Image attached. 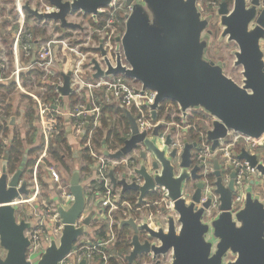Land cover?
Masks as SVG:
<instances>
[{"label": "water", "instance_id": "water-1", "mask_svg": "<svg viewBox=\"0 0 264 264\" xmlns=\"http://www.w3.org/2000/svg\"><path fill=\"white\" fill-rule=\"evenodd\" d=\"M54 9L51 13H39L29 5L24 10L39 20L59 22L62 29H77L69 22L75 13L97 18L102 10L110 8L115 0H47ZM132 8L128 16L125 33L116 39V65L101 48L106 71L94 60L96 79L103 76L123 75L139 82L143 91L156 92L151 109L152 121L157 125L149 135L140 133L139 125L131 111L124 109L130 136H123V144L114 154H104L113 160H121L134 152L137 164L122 167L118 179L110 171L111 182L121 190V199L129 191L139 194L138 204L145 203L150 195L166 196L172 209L163 207L164 224L158 221V231L134 221H123L120 228L132 230L131 252L126 257L135 264L138 256L152 252L153 260L171 255L169 264H264V200L254 191L255 182L245 189V200L238 211L231 209L236 193L235 171L229 167V182L219 159L214 162L215 193L220 197L219 212L207 220L206 210L212 203L210 198L202 203L204 180L203 165L195 159L198 143L183 139L182 151L172 148L174 138L170 132L163 143L159 142L166 129V119L159 121V110L169 101L179 106L183 118L189 111L204 113L216 119L213 128L207 131V141L212 150L230 132L255 139L263 138L264 145V10L259 14L260 0H252L246 10L247 1H235V9L229 16L221 11L222 38L238 46L235 51V66L243 67L242 85L225 74L224 63L209 58L211 46L209 23L211 17L203 15L200 0H121ZM259 14V15H258ZM245 17V18H244ZM123 58L129 67L123 65ZM71 73L64 76L60 90L63 97L71 93ZM15 120L12 117L11 122ZM89 118L86 127L89 126ZM173 131V129L171 130ZM85 133V132H84ZM10 149L0 169V246L5 257L0 255V264H31L27 260L30 242L25 232L32 224L18 222L14 203L30 195V182L23 179L27 169L26 151L14 174L8 170ZM240 160L247 161L264 179V162L255 155L242 153ZM70 191L75 202L65 210L57 206L64 229L57 243L54 238L37 264H59L88 234L93 214L86 217L81 227L76 222L86 206L85 186L81 183V172L76 169L70 181ZM159 244L141 242V232ZM230 257L234 258L233 260ZM81 264H87L86 257ZM160 264V261H157Z\"/></svg>", "mask_w": 264, "mask_h": 264}, {"label": "built area", "instance_id": "built-area-1", "mask_svg": "<svg viewBox=\"0 0 264 264\" xmlns=\"http://www.w3.org/2000/svg\"><path fill=\"white\" fill-rule=\"evenodd\" d=\"M120 2L124 6L122 10H125L121 17L109 11H114L115 1L110 8L102 10L96 19L91 16L95 24L98 25L99 18L109 12L104 25L95 30L94 33L98 38L93 42V34L80 39L79 36L84 33L83 31L79 35L71 31L64 33V35L60 33L61 30L53 31L50 34L51 36L36 38L31 31L25 30L27 12L24 7L29 4L25 5L24 1L17 0L14 11L17 12L19 17L17 24L20 27L17 31L12 32L7 47L1 45L0 85L12 84L14 90L29 96L30 99H34L33 110L37 113L39 129L45 140V149L48 150L49 142L64 130L66 136L69 133L79 144L81 143V148L87 156V171L83 175L82 170H80L81 183L85 186L86 206L82 216L76 222V227H81L86 217L93 214L90 227L95 224V229L98 230L101 226H104L105 237L92 242L82 241L83 237H81L76 244L77 247L59 264H81L84 257H86L87 264H112V261H116L118 264H129L126 257L131 252L132 247L130 246L131 248L127 254H120L117 250L122 243L123 230L128 228H120L121 223L123 221H134L137 225H144V219L146 218L148 227L151 230L158 231V221L163 224L165 221L162 213L163 207H166L169 211L172 209V204L170 205L167 202L166 196L155 202L146 201L142 204H138V202L132 204L125 199H121V190L112 184L110 171L113 170L115 176L119 179L122 175L123 166L137 164L138 154L134 152L124 159L113 160L108 158L104 151L108 150L109 153L114 154L119 148L112 149L106 145V139L101 147L95 143L96 135L103 129V122L107 117L106 112L109 106L119 105L123 112L124 109L131 111L133 117L137 120L140 133L146 132L150 135L157 125L152 121L151 109L148 107L154 104L155 91L149 89L143 91L141 84H134L123 75L103 76L98 79H92L93 76H91L92 73L96 74L94 60L100 63L104 71L107 69L101 48L107 52V57L112 64L116 65L118 45L116 39L124 35L126 21L132 11L131 6L128 7L121 0ZM29 6L39 13L54 11L50 6L46 9ZM71 23L79 26L77 29H83V26L78 22ZM58 27L61 29V24ZM88 48H91L90 51H85ZM83 52H86V54ZM73 57L77 58L76 62ZM87 57H90L89 65L88 69H85ZM123 65L129 67L124 58ZM86 70H89L90 80L85 77V74H88ZM68 73L72 74L71 93L69 97H63L60 90L64 85V76ZM24 81L30 88L32 86L37 88L39 94L26 91ZM51 88L54 96H51ZM49 96L51 100H48ZM7 107V103L0 104V129L9 127L10 124V118L7 120L8 117L6 116ZM192 113L194 116L191 115V117L193 116L191 120L194 123L188 124L190 114L188 113V116L183 118L180 111L182 124L173 127V131H171V127L174 125L167 122L166 129L159 138V142L163 143L166 136L172 132L174 138L172 148L182 151L184 147L182 141L187 139L185 133L189 130L194 132L195 141L189 142L198 143L200 149L196 150L194 155L195 159L202 163L203 172L206 175L202 203H206L212 198L211 206L206 210L205 217L209 220L219 212L220 207V197L215 193V181L208 178L210 172L213 171L214 163L212 160L219 159L222 169L229 166L233 167L236 173L234 179L236 193L232 198L231 209L238 211L244 203L246 187L255 182V190L257 183L262 178L255 168H252L247 161L240 160L239 156L242 153H247L255 155L258 161L264 162L263 138L255 140L230 132L227 138H232L231 141H227V138L221 140L220 146L213 151L212 144L207 141V131L213 128L216 119L204 113ZM198 114L200 116L196 117ZM88 118L90 119L89 126L86 127ZM198 122H202L207 129L204 131L199 130ZM127 136H130V131ZM44 157H46V152L43 155ZM41 162V160H38L35 166L31 168L33 172L30 177L32 184H34L33 191L28 197L23 196L21 201L13 204L16 207L18 222L25 220L32 224L31 229L25 232V236L30 242L27 260L31 264L38 263L47 247L50 246L52 238L58 243L62 236L64 224L58 214L57 206L61 205L63 209L68 210L75 202V198L70 191V182L66 185L62 176L53 168L50 169V182L52 180L56 186L52 188L57 190V204H49L44 198H41L38 185V171ZM225 178V185H227L230 180L229 175H226ZM17 207H21L20 212H17ZM22 207L26 208L25 212L22 211ZM132 235L133 233L128 235L130 241ZM147 236L148 234L145 231L141 232L142 243L148 240L151 245L159 244L156 240L149 239ZM109 247H112V251ZM152 256V252L138 256L135 264H157V261H160V264H169L171 261L170 254L167 257L161 256L156 261L153 260Z\"/></svg>", "mask_w": 264, "mask_h": 264}, {"label": "rangeland", "instance_id": "rangeland-1", "mask_svg": "<svg viewBox=\"0 0 264 264\" xmlns=\"http://www.w3.org/2000/svg\"><path fill=\"white\" fill-rule=\"evenodd\" d=\"M10 1H12V0L0 1L1 2L0 3V20H1L0 24H2L1 25L2 30L6 29L8 27L15 28L16 26H14V25L17 24L16 21H17L18 16H17V13L14 11V3H16V1H13V2H10ZM202 1H200V2H202ZM24 2H25V5L30 4V5L34 6L35 8H38V9H40V8L46 9V7H49V3L47 0H31V1H24ZM203 4H205V3H203ZM123 8H124V6L121 4L120 0H115L114 11H112V10H109V11H110V13L117 14L119 17H121L123 15V13H125L124 12L125 10L124 11L122 10ZM106 14L108 15L109 12H106ZM26 16H27V13H26ZM68 20H70L69 22H78L79 24H81L83 26V29L82 30H79V29L61 30V32H60L61 34L64 35V33L71 31V32H75L79 35V33L81 31H83L84 33L79 36L80 39L86 38V37L90 36L91 34H93V36H92L93 42H94V40H96L98 38L96 36V34L94 33L98 27H95V25L92 23V20H90V18H87V16H85L81 13H76L74 15H71L68 18ZM35 21L36 20L33 18L28 19L27 23H28L29 27L36 26L37 22H35ZM215 21H216V23H218L217 19ZM217 31L220 33V30L218 28H217ZM220 41L222 42V39H220L219 41H217L216 39H211V45L214 48L210 52V55L216 59L222 58L221 60H222V62H224V65H225V67H224L225 74L228 77L232 78L237 84L242 85V82L244 79L243 75H242L243 67H235L234 66V61H236V57H235L234 53H235V51H238L237 44H235L234 42L230 43L229 45H226L225 42L220 44L219 43ZM90 49L91 48H88L85 51H90ZM83 53L86 54V52H83ZM87 58H88V60L85 64V69H88V65H89L90 57H87ZM73 59H75V62H76L77 58L73 57ZM86 72L89 73V70H86ZM129 80H131V79H129ZM131 81L134 84L140 85L139 82H135L134 80H131ZM24 82H25V86H26L25 87L26 91H28L29 93H33V94H39V90L37 88H35L34 86H32L30 88L29 85L26 84V81H24ZM5 103H7V105H11L13 107V109H15L14 110L15 112L20 113V119L18 117L17 118L15 117L17 119V124L15 127L13 126L10 128V130H7L8 134L6 137L3 136L2 133H0V143H3V145H5V143L7 145H10L9 143H11L13 140H15L14 137H19L20 140H23V146H24L25 151L23 152L22 159H23L24 155L26 154V151L29 150V154L27 155V169L33 168L35 166V164L38 162V160L42 161L40 166H39V171H38V185L40 188L41 198L48 200L47 196L51 193L50 187L55 186L54 183L52 182V180H51V182L49 181V179L51 178L50 169H52V168L55 169L56 172L59 174L61 172L63 176L61 174L60 175L62 176L64 183L71 180V176H72V174H71L72 170L71 169L75 166L70 163L71 160H73L71 158V154L69 153L70 151L67 152L65 150V147L59 143V141L56 137H54L49 142L48 150L45 149V145H44L45 140H44V137L42 135V132L39 129L37 117L35 119L36 121L33 120L31 122H30V120H31L30 117H27V116H29L30 112L33 110L34 99H32V98L30 99L29 96H27L25 94H20V92L14 90V91H12V93L8 94L7 101ZM178 108H179V106H178ZM179 110H180V108H179ZM191 113L192 112H189L190 115H191ZM8 119H9V117L7 118V120ZM1 120H4V119H1ZM9 123L11 124L10 119H9ZM227 137H229V136H227ZM227 139H228L227 141H231L232 138H227ZM31 151H33V152H31ZM50 151H57V152L61 153V155H67V161H66L67 167H65L64 162H60L61 163L60 164L59 162L55 161L52 158ZM45 152H46V157L43 158V155ZM5 157H6V154L0 155V169H1V165H2V162L4 161ZM219 158H220V156H219ZM31 162H34L33 167H29ZM68 167H69V169H68ZM24 178L26 181H29L31 183V185L29 186V191L31 194V192L33 191V185H34L31 182V177H30V175H25ZM48 181H49V183H47ZM257 186H256L254 191L256 193L260 194L261 198L264 200V179L263 178L260 179V181L257 183ZM20 209H21V207H17V212H20ZM22 211L25 212L26 208L22 207ZM130 232L132 233L131 229H130ZM0 254L3 258L6 255L5 250H3L1 248V246H0ZM230 259L233 260L234 258L230 257Z\"/></svg>", "mask_w": 264, "mask_h": 264}, {"label": "trees", "instance_id": "trees-1", "mask_svg": "<svg viewBox=\"0 0 264 264\" xmlns=\"http://www.w3.org/2000/svg\"><path fill=\"white\" fill-rule=\"evenodd\" d=\"M87 18H90V20H92V23L97 26V27H102L104 25V22L106 20V17L107 15H104V16H101L99 18V22H98V25L95 24L94 20L89 16V15H86ZM33 16L31 14H28L27 13V18L30 19L32 18ZM12 91H14V85L12 84H5V85H0V104L1 103H5L7 101V96L8 94L12 93ZM51 91V96H54V92L52 91V88L50 89ZM48 100H51V97L49 96V99ZM173 106L175 109L174 111H176L178 114H180V111H179V108L177 106V104L175 103H172V102H165L163 105H162V108L159 112L160 115H163V117H165L166 121L169 122V123H172V119H171V112H169L167 115H165L166 113V108L168 106ZM12 111V107H7L6 108V116L9 117L10 115H12L11 113ZM112 113L113 114H116V116H119L117 121H116V126L113 128V129H110L108 130V125L106 124V121L103 122V129L100 130L98 132V134L96 135L95 137V143L97 146L101 147L102 143L106 142V145L110 146L112 149H117L119 147L122 146L123 144V141H122V137L123 136H126L130 129H129V122L127 121V118L124 114V112L121 110V108H112L111 109ZM36 112H34L33 110L30 112L29 116L27 117H30V122L31 121H36ZM159 115V116H160ZM165 115V116H164ZM200 114L196 115V117H199ZM62 121V120H61ZM175 122H177L178 124H181V119L179 116H177L175 118ZM122 124L125 126V130H121V127H122ZM198 127H199V130H206L207 127L202 123V122H198L197 123ZM7 128H1L0 129V133H2L3 136H7L8 134V131H7ZM36 130V129H35ZM104 130H108V133L107 135H105V131ZM15 140H13V143L11 145V147L9 148L10 149V166L8 168L9 172L11 174H14L18 167H19V164L20 162L22 161V156H23V152L25 151L24 149V146H23V140H20L19 137H14ZM59 141L60 144H62L66 149L68 148L66 146V133L64 132V130L61 131L60 135H58L56 137ZM62 147V146H61ZM5 145H3V143H0V155L2 154H5ZM34 151V150H33ZM31 151V152H33ZM51 155H52V158L57 161V162H63V155H61V153L57 152V151H50ZM61 164V163H60ZM34 166V162H31L29 167H33ZM71 181V180H70ZM49 183V181L47 182ZM66 185L69 184V181L65 183ZM138 198H139V194L134 192V191H129L126 193L125 195V200H127L128 202L132 203V204H135L136 202H138ZM152 199L153 201H157L159 199V195L158 194H154V195H150L149 196V199ZM94 228H96V226L94 225L93 226ZM127 229H124L123 230V238H122V243L121 245H119V247L117 248L118 252L120 254H127L130 250V239L128 237V234H127ZM104 231H105V227L104 226H101L98 230H97V238H103L105 237L104 235ZM112 264H118L116 263V261H112Z\"/></svg>", "mask_w": 264, "mask_h": 264}, {"label": "crops", "instance_id": "crops-1", "mask_svg": "<svg viewBox=\"0 0 264 264\" xmlns=\"http://www.w3.org/2000/svg\"><path fill=\"white\" fill-rule=\"evenodd\" d=\"M0 1H2V0H0ZM3 1H6V0H3ZM13 1H17V0H12V1H10V2H13ZM21 1H31V0H21ZM1 3V2H0ZM10 4V3H9ZM14 5H15V3H14ZM30 5V4H29ZM32 7H34V6H32ZM52 11V10H51ZM17 13V12H16ZM18 16V15H17ZM33 19H35L36 21L35 22H37V25L36 26H34V27H29V25H28V23H27V20H28V18H27V16L25 17V24H26V27H25V30H29V31H31L34 35H35V37L36 38H38V37H42V38H45V37H48V36H51L50 34H52V32L53 31H60V30H66V29H60V27H58L59 25H60V23L59 22H55V21H52V20H39V19H37L36 17H32ZM32 18H30V19H32ZM18 19H19V17L17 18V21H18ZM16 21V22H17ZM70 21V20H69ZM1 25L2 24H0V50H1V45L2 46H4V47H7L6 45H8L9 43H10V39H11V36H12V32L13 31H17L18 29H19V25L18 24H16V25H14V26H16L15 28H13V27H8V28H6V29H4V30H2L1 29ZM8 37V38H7ZM2 41V42H1ZM7 42H8V44H7ZM72 69H74V68H72ZM86 76V78L88 79V80H90L89 78H90V75H89V73L88 74H86L85 75ZM91 76H93V78L92 79H96L95 77H94V74L92 73L91 74ZM12 107L11 105H8V107ZM169 107V109H167L166 110V113H165V115H167L169 112H171L172 114H171V119H172V124L174 125V126H172L171 127V129L174 127H176V125L178 124L177 122H175V118L177 117V116H179L180 117V119H181V116H180V114H178L176 111H174V107L173 106H168ZM112 108H120L119 107V105H113V106H109L108 108H107V117L104 119V121H106V124L108 125V130H110V129H113L117 124H116V121H117V119H118V117L119 116H116V114H113L112 113V111H111V109ZM15 109H13V107H12V111H11V113H12V115H10L9 116V118H10V120L12 119V117H18L19 119H20V113H18V112H15L14 111ZM160 115V114H159ZM164 115V116H165ZM191 115H193V113H191ZM191 115H190V118L188 119V124L189 123H194V121L193 120H191L192 118H191ZM126 116V115H125ZM15 118V119H16ZM126 118H127V116H126ZM163 119H165V117H163V115H160L159 117H158V120H163ZM182 120V119H181ZM127 121H128V119H127ZM16 124H17V119L16 120H14L13 121V123L11 122V124H9V127L7 128V130H10V128L11 127H15L16 126ZM171 124V123H170ZM182 124V123H181ZM179 125V124H178ZM67 126V125H66ZM68 127V126H67ZM186 127V126H185ZM173 128V129H174ZM129 129H130V127H129ZM108 130H104L105 131V135H107V133H108ZM121 130L123 131V130H125V126L122 124V127H121ZM185 135H186V137H187V139H188V141H190V142H194L195 141V139H194V137H195V135H194V132L192 131V130H189V132H187V133H185ZM66 146L68 147L67 149L65 148V150L68 152V151H70L69 153L71 154V158L73 159V160H71V164H73L75 167H73L70 171H71V174H73V172L76 170V169H79V170H82V172H83V175H84V173H85V171H87V165H88V163H86V161H87V156H86V154H85V152L82 150V145H81V143L79 144V142H77V140H75L74 139V137L72 138L71 136H70V134L69 133H67V136H66ZM77 153V154H76ZM215 160H217V159H213L212 161H213V163L215 162ZM66 161H67V155H63V162L65 163V167H67V165H66ZM69 163V162H68ZM67 163V164H68ZM68 169H69V167H68ZM60 174L62 175V173L60 172ZM63 176V175H62ZM71 178H72V176H71ZM49 181H50V179H49ZM70 182V181H69ZM50 191H51V193L47 196V198H48V200H46L47 201V203H49V204H57V201H58V199H57V190H55V189H53L52 187H50ZM148 202H155V201H153L151 198L150 199H148L147 200ZM95 225V224H94ZM127 230V234L129 235V234H131L130 233V228H126ZM97 230L92 226V227H90V229H89V233L87 234V235H85V236H83V239H82V241H89V242H92L93 240H95V241H98V240H100L101 238H97ZM109 249L112 251V247H109Z\"/></svg>", "mask_w": 264, "mask_h": 264}, {"label": "flooded vegetation", "instance_id": "flooded-vegetation-1", "mask_svg": "<svg viewBox=\"0 0 264 264\" xmlns=\"http://www.w3.org/2000/svg\"><path fill=\"white\" fill-rule=\"evenodd\" d=\"M200 1H202V0H200ZM200 1H199V4L201 5V7L203 9V15H205L207 17H211V20H210V23H209V29H208L209 32H210L211 38L212 39H216L217 41H219L220 39H222V42L221 41L219 42L220 44L223 43V42H225L226 45H229L230 42H228V39L227 38H222L223 28H221L220 25H221V19H222L223 15H221L220 12L227 10L228 13L226 15H224V16H229L234 11V9H235L234 8L235 7V1H233V0H203L202 2H200ZM252 2H253L252 0L247 1V5H246V8L247 9L246 10H248L251 7ZM258 2H259L258 10H259V14H260L264 10V0H260ZM203 3H205V4H203ZM216 19H217L218 23H216V21H215ZM217 28L220 30V33L217 31ZM231 43H233V42H231ZM213 48L214 47L211 45L210 48H209V50H208V56H209V58L212 59V60H214V61H217V62H222V60H221L222 58L216 59V58H214V57H212L210 55V52L212 51ZM222 63H224V62H222ZM234 66H235V61H234ZM12 143H13V141L11 143H9L10 145H7L5 143V150H7L8 148H10L11 145H12ZM198 149H200L199 146H198L197 149H195V152ZM10 161L11 160L9 158L8 159V168L10 166ZM20 164H21V162H20ZM20 164H19V166H20ZM200 164L202 165V163H200ZM229 167L226 168V169H222L224 171L225 176L226 175H230ZM212 173H214V166H213V171L210 172V174L208 175V178L211 181H216V177ZM25 175H28V174L27 173H24L23 179H25L24 178Z\"/></svg>", "mask_w": 264, "mask_h": 264}]
</instances>
